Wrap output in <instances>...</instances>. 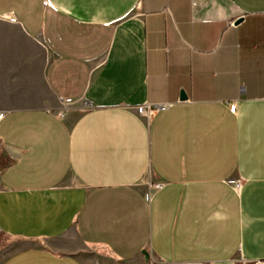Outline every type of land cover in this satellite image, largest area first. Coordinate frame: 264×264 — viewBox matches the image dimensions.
<instances>
[{
	"label": "crops",
	"instance_id": "0c3cea01",
	"mask_svg": "<svg viewBox=\"0 0 264 264\" xmlns=\"http://www.w3.org/2000/svg\"><path fill=\"white\" fill-rule=\"evenodd\" d=\"M0 115V264L264 260V0H0Z\"/></svg>",
	"mask_w": 264,
	"mask_h": 264
},
{
	"label": "built area",
	"instance_id": "2783aa9c",
	"mask_svg": "<svg viewBox=\"0 0 264 264\" xmlns=\"http://www.w3.org/2000/svg\"><path fill=\"white\" fill-rule=\"evenodd\" d=\"M9 20L13 21V17H8ZM170 105H150V104H145V105H142L140 107H138L136 109V113L139 117H143L145 119H149L151 118L152 115H154V113L160 111V110H163V109H166L168 108ZM236 110V106L235 104L231 105L230 106V111L233 113L235 112ZM3 118V115H0V121L2 120ZM234 187L236 189V191L239 189L240 187V183L239 182H234ZM163 187V184L162 183H156V184H152V185H148L144 191V199L146 201H149L150 198H151V194L154 192V191H157V190H160L161 188ZM243 263L245 264H264V260H257V261H252V262H248V261H243ZM147 264H161L160 262L158 261H153V262H150V263H147Z\"/></svg>",
	"mask_w": 264,
	"mask_h": 264
},
{
	"label": "water",
	"instance_id": "95a60500",
	"mask_svg": "<svg viewBox=\"0 0 264 264\" xmlns=\"http://www.w3.org/2000/svg\"><path fill=\"white\" fill-rule=\"evenodd\" d=\"M240 20H241V19H238L237 21H235V24H238V23H240Z\"/></svg>",
	"mask_w": 264,
	"mask_h": 264
}]
</instances>
